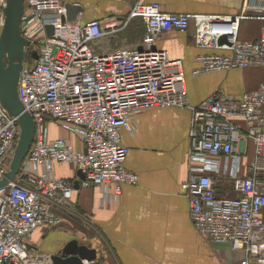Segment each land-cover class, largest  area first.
Instances as JSON below:
<instances>
[{"label":"built area","instance_id":"built-area-1","mask_svg":"<svg viewBox=\"0 0 264 264\" xmlns=\"http://www.w3.org/2000/svg\"><path fill=\"white\" fill-rule=\"evenodd\" d=\"M22 3L20 33L29 44L18 94L36 131L20 173L0 186V264H52L51 254L31 250L29 236L40 227L62 225L63 213L80 217L75 181L56 176L55 164L81 169L86 178L80 188H99L102 203L118 200L123 184L138 183V173L125 166L129 148L122 131L132 132L134 116L152 107L192 111L190 177L183 187L195 228L243 251L240 264L264 263V82L240 98L216 92L192 106L183 60L157 46L163 32L192 28L197 46L232 51L199 55L194 74L264 67V24L259 39L240 38L244 19L264 22V0H244L235 15L194 17L168 14L159 2L137 1L125 18L86 22L68 18V0ZM6 6L0 0V36ZM136 18L145 26L137 45L97 50L100 40ZM223 36L227 42L220 44ZM50 122L78 135L83 149L65 137L51 139ZM20 132L18 117L0 101V182L10 171ZM218 177L230 180L238 195H219Z\"/></svg>","mask_w":264,"mask_h":264},{"label":"crops","instance_id":"crops-1","mask_svg":"<svg viewBox=\"0 0 264 264\" xmlns=\"http://www.w3.org/2000/svg\"><path fill=\"white\" fill-rule=\"evenodd\" d=\"M137 1L159 2L168 14L193 17L235 15L244 3V0H68L82 6L83 12L76 15L82 22L125 18ZM263 24L258 18L244 19L240 38L259 39ZM144 34V23L136 18L118 34L100 40L96 48L111 51L134 46ZM157 46L167 50L171 57L183 60L192 106L216 92L240 98L264 82V67L194 74L201 66L199 55L232 51L197 46L192 28L186 33L163 32ZM134 120L132 132L122 131V142L129 148L125 166L138 173V183L123 184L118 200L107 203H102V192L95 186L78 189L75 199L80 217L63 213L62 225L36 229L28 238L31 250L52 254L68 241L80 238L103 252L98 259L100 264H240L245 257L243 251L201 234L190 218V196L183 185L190 177L192 111L182 107H152L136 114ZM49 126L51 139L65 137L76 149H83L78 135L57 122H50ZM249 146L247 159L251 160L253 146ZM54 170L56 176L80 179L74 164H55ZM216 189L224 197L238 195L231 181L223 177L217 178ZM250 264L264 263L250 261Z\"/></svg>","mask_w":264,"mask_h":264},{"label":"water","instance_id":"water-1","mask_svg":"<svg viewBox=\"0 0 264 264\" xmlns=\"http://www.w3.org/2000/svg\"><path fill=\"white\" fill-rule=\"evenodd\" d=\"M22 0H7L4 9L6 19L0 36V101L4 108L19 119L20 136L18 145L12 159L10 171L0 182V186L7 184L20 173L23 161L28 154L35 138L36 123L34 118L24 110V106L18 94V82L20 73L24 67L26 51L29 41L20 33V18L22 13ZM83 12L80 4H67L68 18L74 19ZM49 33L53 32V26L47 27ZM226 37H221L220 44L226 43ZM34 58L38 53L32 51ZM80 179L75 181V188H80V180L86 178V174L79 169ZM103 252L94 247L92 243H86L80 238L68 241L57 252L51 254L52 264H100L99 257Z\"/></svg>","mask_w":264,"mask_h":264}]
</instances>
